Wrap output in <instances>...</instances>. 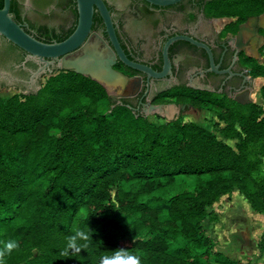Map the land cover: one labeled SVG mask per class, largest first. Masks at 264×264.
<instances>
[{"label": "trees", "instance_id": "trees-1", "mask_svg": "<svg viewBox=\"0 0 264 264\" xmlns=\"http://www.w3.org/2000/svg\"><path fill=\"white\" fill-rule=\"evenodd\" d=\"M17 12L14 1L15 20ZM75 27L31 34L61 41ZM261 68L256 63L255 74ZM55 72L35 93L0 97V247L19 243L6 264H99L119 247L142 264H254L219 251L204 221L235 190L264 214V176L249 149L258 140L264 146L261 104L239 105L235 115L234 101L193 96L227 122L218 128L224 137L240 138L234 149L216 130L179 117L159 125L89 76ZM74 228L89 234L80 241L88 247L61 257Z\"/></svg>", "mask_w": 264, "mask_h": 264}, {"label": "flooded vegetation", "instance_id": "flooded-vegetation-1", "mask_svg": "<svg viewBox=\"0 0 264 264\" xmlns=\"http://www.w3.org/2000/svg\"><path fill=\"white\" fill-rule=\"evenodd\" d=\"M14 1L18 6L16 21L30 33L36 34L35 27H38L66 34L77 25L78 11L73 0H50L46 3L11 0V8ZM219 1L181 0L172 5L159 6L146 0H105L117 37L129 59L157 73L165 70L168 60V73L157 77L132 68L117 58L113 67L131 80L140 81V84L134 88L136 91L133 94L115 98L145 117L150 105H184L180 114L187 110H199L192 102L195 95L237 103L250 101L256 82L252 70L264 40V27L250 25L249 18L264 14H251L241 22L236 21V17L218 24V19L208 12V8ZM40 15L45 18L62 16L68 21L63 26L44 23L33 17ZM242 25L250 30H244L241 37ZM92 32L99 34L113 48L97 9ZM180 35L204 46L188 39H176L168 46L166 59L167 43ZM57 36L54 34L50 39L54 41ZM42 66L45 63L31 58L28 52L0 34V91L8 87L22 93L37 89L45 73L58 70L57 61H54L36 74Z\"/></svg>", "mask_w": 264, "mask_h": 264}, {"label": "water", "instance_id": "water-1", "mask_svg": "<svg viewBox=\"0 0 264 264\" xmlns=\"http://www.w3.org/2000/svg\"><path fill=\"white\" fill-rule=\"evenodd\" d=\"M146 1L154 5L165 6L178 3L181 0ZM119 2L122 4L124 3L121 1ZM76 4L78 22L74 31L67 38L61 41L46 42L35 37L33 34L28 32L22 24L18 23L10 11L11 0H4V5L0 8V34L21 49L28 52L31 58L45 63V66L40 67L36 74H39L43 69H45V67L53 64L54 61H57L58 69L73 70L76 73L89 76L90 78L103 84L110 93L114 94V97L133 94L136 91L134 88H138V85L140 84V81L135 82L134 80H131L123 72L113 67L117 58L132 68L148 73L149 76L161 77L168 73V60L166 62L167 65L165 70L157 73L152 68L129 59L117 37L112 15L105 0H76ZM96 9L100 12L103 18L106 31L110 37L113 48L110 47L99 34L92 32ZM33 17L44 23L50 22L55 25L63 24V26H65L68 21L64 19V17L57 15L52 18H45L41 15ZM249 22L252 26L260 24L264 27V15L250 17ZM244 30L249 31L250 28L246 25H242L240 32L241 37L243 36ZM176 39H188L199 45H203L186 36H175L174 38H171L166 45V59L167 48L171 42ZM263 43L264 40L262 44ZM49 73L50 72L45 74ZM40 88L41 85L37 89L25 94L32 92L35 93ZM115 90H117V93ZM7 93L22 92L14 87H8L0 91V94ZM119 103H122V101H119ZM181 108L184 109L185 106L182 105L179 107L175 104H170L168 106L150 105L146 114H158L167 118L168 121H171L178 118Z\"/></svg>", "mask_w": 264, "mask_h": 264}, {"label": "rangeland", "instance_id": "rangeland-1", "mask_svg": "<svg viewBox=\"0 0 264 264\" xmlns=\"http://www.w3.org/2000/svg\"><path fill=\"white\" fill-rule=\"evenodd\" d=\"M233 1V0H232ZM219 5H214L209 6L208 12L211 13V15L215 18L218 19L216 22L219 23H224V21H229L231 19H235L236 17L238 18L236 21L241 22L246 19V15H251V14H263L264 13V2L263 0H236L234 5L231 4V0H221ZM238 6V8H237ZM213 8H218L217 12H215V9ZM234 8L236 10L234 11ZM244 8H250L248 10ZM221 11V12H220ZM217 24V25H218ZM257 64L261 65V70L264 69V43L262 44V47L259 49L258 52V57H257ZM256 66V64H255ZM255 66L252 70L253 75L256 77V82H255V87L252 91L251 98L249 102H241L237 103L234 102V105L237 104L238 106L235 109V115L238 113H242L243 109L240 108L239 105H248L250 103H258L261 104L264 108V99L261 96V88L264 86V71L256 73L255 74ZM53 73V72H52ZM52 73L49 74H44V76L41 79V87L47 82L48 78L51 76ZM56 73V72H55ZM41 89V88H40ZM39 89V90H40ZM38 90V91H39ZM108 94L114 97L113 93H110L107 90ZM16 94H25V93H7V94H0V97L2 98H9L12 97ZM243 107V106H241ZM179 118H182L186 122H195L198 123L201 126L216 130L217 135L220 139H223L226 143L231 145L234 149H237V144L240 141L239 137L231 136V137H224L220 131L219 127H225L227 125V122L220 120L217 114L211 110V109H199V110H187L186 112H182L179 116ZM262 117V116H261ZM147 118L155 122L157 124H163L168 121L167 118H164L158 114H148ZM236 128L240 130L239 123H236ZM229 134H233V130H229ZM249 149L251 150L250 158L256 161V173L258 175L264 176V146L262 145V141L258 140L253 142L250 146ZM203 178H207L208 174H202L201 175ZM193 179V176L188 177V180L191 181ZM188 188H191L188 186ZM238 192V191H235ZM239 193V192H238ZM242 195V194H241ZM243 196V195H242ZM243 209V208H242ZM244 216L249 217L248 213H245V210L243 209L242 212ZM212 221L213 218H210ZM210 221L206 219L204 221V226L207 228L209 232H214L215 230L210 228ZM249 225V223H248ZM258 229V227H257ZM256 229V230H257ZM254 242H257V245H252L250 248L247 249V256H251L254 264H257L259 259L264 258V227L261 229V233L257 236L254 234L253 238L251 239ZM253 247H255V252H253ZM38 251L35 250L34 254H37Z\"/></svg>", "mask_w": 264, "mask_h": 264}, {"label": "crops", "instance_id": "crops-1", "mask_svg": "<svg viewBox=\"0 0 264 264\" xmlns=\"http://www.w3.org/2000/svg\"><path fill=\"white\" fill-rule=\"evenodd\" d=\"M235 191L222 195L213 204L212 214L208 220L213 218L210 221V228L215 231L210 233L218 240L219 251L232 259L251 261L252 257L247 256V249L257 245V242L251 239L254 234L258 236L261 233L264 227V214L254 211L248 199L239 191V193ZM242 208L249 217L241 213ZM255 249L253 247L252 251L255 252ZM257 264H264V258L259 259Z\"/></svg>", "mask_w": 264, "mask_h": 264}, {"label": "clouds", "instance_id": "clouds-1", "mask_svg": "<svg viewBox=\"0 0 264 264\" xmlns=\"http://www.w3.org/2000/svg\"><path fill=\"white\" fill-rule=\"evenodd\" d=\"M89 234L80 229H73L72 234L66 238V245L61 249L60 256L68 257L70 253H79L88 247V243L81 244L80 241H89ZM19 248L17 241L11 240L0 247V264H6V256L11 255L13 250ZM99 264H142L138 255L130 253L125 247L115 249L111 254L103 255Z\"/></svg>", "mask_w": 264, "mask_h": 264}]
</instances>
